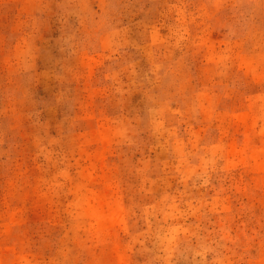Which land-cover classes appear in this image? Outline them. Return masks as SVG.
Segmentation results:
<instances>
[{
	"label": "rangeland",
	"instance_id": "obj_1",
	"mask_svg": "<svg viewBox=\"0 0 264 264\" xmlns=\"http://www.w3.org/2000/svg\"><path fill=\"white\" fill-rule=\"evenodd\" d=\"M0 264H264V0H0Z\"/></svg>",
	"mask_w": 264,
	"mask_h": 264
}]
</instances>
